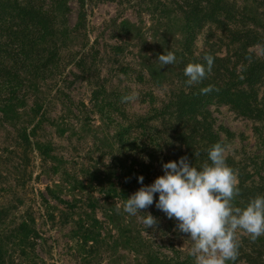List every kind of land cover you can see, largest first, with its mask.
<instances>
[{"label":"rangeland","instance_id":"374dc122","mask_svg":"<svg viewBox=\"0 0 264 264\" xmlns=\"http://www.w3.org/2000/svg\"><path fill=\"white\" fill-rule=\"evenodd\" d=\"M84 1L65 0L53 42L37 39L32 59L0 50L18 75H0V264H174L176 256L196 264L194 242L156 208L158 194L129 215L111 191L129 197L139 176L151 184L162 163L181 157L200 167L219 143L237 178L234 206L264 195V67L246 79L239 69L252 57L230 39L263 29L264 0H224L189 28L180 0ZM169 51L176 62L164 66L157 58ZM246 51L262 54L259 45ZM189 63L205 66L200 83H186ZM224 82L263 110L243 114L226 94L202 91ZM197 91L191 106L186 96ZM146 213L157 221L148 229ZM236 241L227 264H264V235L237 229Z\"/></svg>","mask_w":264,"mask_h":264},{"label":"clouds","instance_id":"9594fccd","mask_svg":"<svg viewBox=\"0 0 264 264\" xmlns=\"http://www.w3.org/2000/svg\"><path fill=\"white\" fill-rule=\"evenodd\" d=\"M207 70L213 58L206 56ZM157 60L164 66L176 62L169 51L159 54ZM186 83H200L206 76V68L199 63H189L184 69ZM211 91V87L202 89ZM127 99V97L125 98ZM224 147L216 143L207 150V161L194 167L188 158L162 163L163 174L151 184L144 185L143 176L138 177L142 185L127 198L124 212L136 215L153 205L169 219L177 221V228L194 242L192 255L196 264H227L238 257L236 231L241 229L252 240L264 235V196H256L245 206H234L233 199L239 193L237 178L226 163ZM143 223L146 229L157 221L146 213Z\"/></svg>","mask_w":264,"mask_h":264},{"label":"trees","instance_id":"16d2710c","mask_svg":"<svg viewBox=\"0 0 264 264\" xmlns=\"http://www.w3.org/2000/svg\"><path fill=\"white\" fill-rule=\"evenodd\" d=\"M64 2L65 0H0V22L3 23V26L1 27H4L1 30L0 36L4 37L6 41L4 42L0 40V50H2V47H6L3 49L4 51L2 57H10L13 54V56L18 55L23 59H32L30 56L34 54L37 39H40V41L46 39L52 43L54 36H56L54 17L57 11H60L61 7L64 6ZM84 2V0H80L81 6L84 5ZM225 5L227 4L224 3V0H180L177 3V6H179L184 16L187 17L188 21L186 24L188 25L186 26L188 28L189 25L194 27L193 24L200 20V18L197 17L201 10L204 11V17H211L214 12L224 10ZM253 21L255 20L253 19ZM232 32L233 31H231V33ZM230 39L240 42L239 49L243 51L245 59L247 55L252 57L251 63L247 66L246 61L241 63L239 72L246 75V79H254L252 75L260 74L263 71L262 68L264 67V26L262 29L257 24L252 28L239 30L234 33ZM13 45L16 46V48H13ZM254 45H259L261 47L262 54L260 57L254 56L253 53L246 51L247 47ZM10 52L13 53L10 54ZM11 71V67L4 66V64L0 61V75L4 74V76L9 77V80H13L16 74H12L13 71ZM225 71L228 74H234L235 67H233L231 72H229L228 69H225ZM209 87H211V91L209 92L213 95L226 94V97L228 98L227 102L231 103L233 107L239 109V111L243 114L250 115L254 111H257L256 114H258V112L263 110L258 108L257 105H254L252 101L248 100L246 90H231L230 82H224L223 84L214 83L208 86V88ZM12 91H14V89H12L10 93ZM200 95L201 94L197 91L193 96H186L192 97L189 104L194 106L198 103L202 99L200 98ZM9 101L10 98L7 102ZM186 138L188 139L189 137ZM184 142H186V139H184ZM111 192H114L113 194L119 196L123 201H126L128 198L127 192L123 189L118 193H116V191ZM62 202H64L68 207H73V205L68 201L62 200ZM90 204L91 206L94 205V203ZM90 226L91 225L87 226V232H90ZM241 239L246 240L247 237L241 235ZM240 242L241 241H239L238 245L239 249L241 248ZM245 256L248 258L251 255L244 253L243 257ZM175 258L176 260L174 264H192L188 258L180 260L178 259V256ZM152 260L153 259H151V261Z\"/></svg>","mask_w":264,"mask_h":264}]
</instances>
